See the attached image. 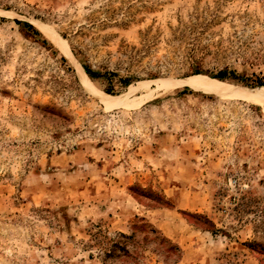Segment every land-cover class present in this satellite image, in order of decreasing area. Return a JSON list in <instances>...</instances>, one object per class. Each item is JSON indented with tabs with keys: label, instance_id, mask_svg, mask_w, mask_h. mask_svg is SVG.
Wrapping results in <instances>:
<instances>
[{
	"label": "rangeland",
	"instance_id": "374dc122",
	"mask_svg": "<svg viewBox=\"0 0 264 264\" xmlns=\"http://www.w3.org/2000/svg\"><path fill=\"white\" fill-rule=\"evenodd\" d=\"M256 81L264 0H0V264H264Z\"/></svg>",
	"mask_w": 264,
	"mask_h": 264
},
{
	"label": "trees",
	"instance_id": "16d2710c",
	"mask_svg": "<svg viewBox=\"0 0 264 264\" xmlns=\"http://www.w3.org/2000/svg\"><path fill=\"white\" fill-rule=\"evenodd\" d=\"M17 24H21L20 21H16ZM26 27H28L29 29L35 31L34 27L29 25L28 23H24ZM64 61H66L65 58H63ZM82 66L84 68V70L86 71V73L88 74V76L92 79H98L101 78L103 76L94 73L91 68L82 62ZM202 72L196 71L195 74H201ZM214 78L220 79V80H230L233 82H237V83H241L244 82V78L241 77L240 75H238L235 71H230V70H225V71H221L219 72ZM125 86L130 85L129 80L128 81H123L122 82ZM247 84V83H246ZM253 84H255L257 87L259 88H263L264 87V82L263 81H256ZM107 94L113 95V92L110 91L109 89L106 90ZM118 246H114V248L104 251V254L106 256L107 259H118L119 258V254L123 251H125V249L120 248L117 249ZM117 249V250H116ZM104 264H106V260L103 261Z\"/></svg>",
	"mask_w": 264,
	"mask_h": 264
},
{
	"label": "bare ground",
	"instance_id": "6f19581e",
	"mask_svg": "<svg viewBox=\"0 0 264 264\" xmlns=\"http://www.w3.org/2000/svg\"><path fill=\"white\" fill-rule=\"evenodd\" d=\"M79 68H80V71L83 73L85 79L88 82H91L85 70L81 66H79ZM185 83L189 86L198 87L206 91L215 92V93L219 92L220 88L222 87L217 81L205 75H196V76L190 77L186 79ZM101 100L103 101L105 105H108V106L117 107V106L129 105V102L127 101L120 100V99L113 100L111 99L110 96L106 94H104V96L101 97ZM133 105L135 104L133 103Z\"/></svg>",
	"mask_w": 264,
	"mask_h": 264
}]
</instances>
